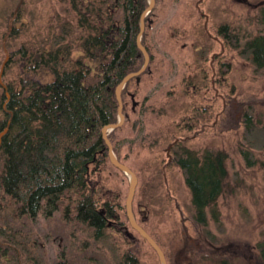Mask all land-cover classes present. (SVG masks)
I'll list each match as a JSON object with an SVG mask.
<instances>
[{"label": "rangeland", "instance_id": "rangeland-1", "mask_svg": "<svg viewBox=\"0 0 264 264\" xmlns=\"http://www.w3.org/2000/svg\"><path fill=\"white\" fill-rule=\"evenodd\" d=\"M71 3L0 0V68L7 56L0 85L14 86L22 73L21 62L11 55L16 46L25 43L33 51L52 48L61 36L74 47L76 10L81 7L73 9ZM148 14L151 25L145 41L151 72L139 84H129V93L135 92V111L127 113L128 123L114 135L118 159L137 178L131 206L135 219L143 224L146 216L143 225L163 243L166 235L171 236L172 263L183 243L182 230L192 233V262L197 264H213L216 252L235 244L241 249L237 255L243 256L244 248L252 253L264 240V67L253 64L246 44L264 38V0H154ZM11 19H15L14 29ZM224 24L232 40L225 48L216 34V27ZM71 55L76 58L81 52L75 49ZM220 60L225 63L224 76L218 74ZM201 72L204 78L200 81ZM46 73L28 76L49 82ZM194 77L196 84H189ZM129 102L127 98L130 108ZM243 106L248 107L246 114ZM242 114L246 124L241 122ZM179 138L181 145L170 151L172 162L187 150L198 157L205 151H222L228 157V185L216 205L205 210L207 227L203 229L192 220L195 211L182 171L175 167L159 174L168 160L167 146ZM91 189L101 203L118 200L125 209L118 211L120 220L98 238L72 213L65 217L64 206L72 207L66 198L51 218L40 214L29 218L18 217L12 202L0 194V239H10L20 249L18 264L64 260L67 264H120L126 253L139 264H158L123 215L126 176L109 164L101 165ZM13 263L12 257L0 258V264ZM233 263L253 264V259Z\"/></svg>", "mask_w": 264, "mask_h": 264}, {"label": "trees", "instance_id": "trees-1", "mask_svg": "<svg viewBox=\"0 0 264 264\" xmlns=\"http://www.w3.org/2000/svg\"><path fill=\"white\" fill-rule=\"evenodd\" d=\"M71 2L73 9L81 7L76 10L79 17L73 48L59 36L55 47L33 51L22 43L11 53L21 62L22 73L14 86L0 85V134L6 130L0 143V194L12 202L18 217L29 218L39 214L51 218L66 198L72 207L64 206L65 217L72 213L73 218L94 230L98 238L120 220L118 211L125 210L118 200L105 199L101 203L98 194L91 189V184L99 166H113L101 129L117 123L116 87L128 74L140 70L144 61L136 39L140 31V18L148 7V0H83L85 6H82V0ZM15 12L19 17L17 8ZM147 16L141 44L148 52L145 34L151 22L148 20L149 14ZM14 20L11 19V27ZM200 32L204 33L205 29L201 28ZM14 33L17 34L13 32L12 35ZM216 34L222 39L224 48L231 46L227 25L217 26ZM246 45L253 64L264 67V38L256 37ZM75 49L81 55L73 58L71 54ZM151 64L149 61L146 70L139 76V82L141 77L150 74ZM217 65L218 74L224 76L225 63L220 60ZM42 71L49 74L51 81L42 82L28 76H35ZM203 78L201 72L200 81ZM196 81L197 77L191 78L189 84L194 85ZM131 82L139 84L133 77L121 91L122 114L126 123L127 113L135 111V92L129 93ZM6 93L10 95L7 103ZM127 98L130 99V108L126 103ZM4 103L7 104L6 109L2 107ZM223 107H227L226 101ZM247 108L243 106V114H246ZM243 114L241 122L246 124V115L243 117ZM121 127L107 136L117 159L119 155L114 147V135ZM180 140H176L172 147L181 145ZM197 154L191 150L178 154L174 162L162 166L159 174L163 176L175 167L182 171L195 211L192 220L203 229L207 227L205 210L216 205L228 185V157L222 151H205L200 157ZM245 160H248L247 156ZM123 215L127 220L125 213ZM146 218H142L143 224L147 222ZM137 224L159 246L166 264H197L192 262V247L195 243L191 241L193 236L189 230L181 231L183 243L172 263L169 253L171 236L166 235L163 243L152 230L149 231L142 223ZM134 232L148 245L159 264L157 253ZM239 250L236 244L229 248L223 247L213 255L211 261L213 264H234L236 259L249 262L252 257L253 264H264V240L255 246L252 253L244 248V255L240 256L236 254ZM21 255L20 249L10 239H0L1 259L12 257L13 264H18ZM120 262L139 264L130 253H126ZM59 264L67 263L64 260Z\"/></svg>", "mask_w": 264, "mask_h": 264}, {"label": "water", "instance_id": "water-1", "mask_svg": "<svg viewBox=\"0 0 264 264\" xmlns=\"http://www.w3.org/2000/svg\"><path fill=\"white\" fill-rule=\"evenodd\" d=\"M154 6V0H148V7L146 8V10L143 12V14L141 15L140 18V31L139 34L137 36L136 39V45L138 50L142 53L143 57H144V64L143 66L140 68V70H138L135 73H131L128 74L122 81L121 83L116 87L115 90V96H116V100L118 102V108H117V123L113 124V125H106L101 129V135L103 140L105 141L106 145H107V149H108V156H109V160L111 162V164L116 167L117 169H119L120 171H122L124 173V175L127 178L128 181V194H127V198H126V204H125V208H126V216H127V220L131 226V228L136 231L139 236L141 238H143L144 240H146V242L149 244V246L157 253L158 258H159V264H166L165 261V257L163 252L161 251V249L159 248V246L156 244V242L137 224L133 213H132V200L135 194V187H136V183H137V178L135 176V174L124 164L120 163L118 161V159L116 158V156L114 155L113 151H112V146L111 143L109 142L107 136L110 132H112L113 130L119 128L122 126V124L124 123V115L122 114V101H121V91L124 89L126 83L133 77L136 78V81L139 82V76L145 71V69L148 66L149 63V57L148 54L145 50V48L142 46L141 44V37L144 31V19L147 16V14L151 11V9ZM7 60V56L6 59L4 60V62L1 65L0 68V80H1V75L3 73L4 70V66ZM6 97V102L9 101L10 99V95L8 93L5 94ZM136 105V103H133V107ZM6 133V130H4L1 134H0V143H1V137ZM176 143V140L172 143L169 144L166 148V156H167V163L169 164L172 161L171 155H170V149L172 147L173 144Z\"/></svg>", "mask_w": 264, "mask_h": 264}, {"label": "flooded vegetation", "instance_id": "flooded-vegetation-1", "mask_svg": "<svg viewBox=\"0 0 264 264\" xmlns=\"http://www.w3.org/2000/svg\"><path fill=\"white\" fill-rule=\"evenodd\" d=\"M170 151H171V149H170Z\"/></svg>", "mask_w": 264, "mask_h": 264}]
</instances>
